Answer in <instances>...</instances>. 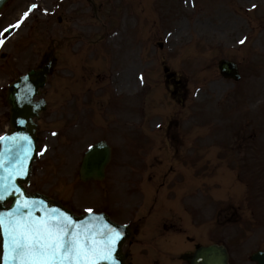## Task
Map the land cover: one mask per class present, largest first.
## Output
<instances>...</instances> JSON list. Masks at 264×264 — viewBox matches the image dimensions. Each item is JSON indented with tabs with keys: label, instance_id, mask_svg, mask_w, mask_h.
<instances>
[{
	"label": "rangeland",
	"instance_id": "obj_1",
	"mask_svg": "<svg viewBox=\"0 0 264 264\" xmlns=\"http://www.w3.org/2000/svg\"><path fill=\"white\" fill-rule=\"evenodd\" d=\"M31 3L11 0L0 13V30L19 18V26L25 23L0 56V135L9 128L7 84L40 67L54 39L73 40L67 50L74 56L66 57L60 45L43 93L49 102L38 129L43 154L30 190L78 213L106 211L133 223L129 264H154L155 249L141 234H163L161 224H178L180 214L182 226L189 227L185 234L194 239L187 244L182 236L174 238L168 246L176 254L197 242L224 239L232 264H254L250 256L264 250V0H40L37 11ZM224 58L240 64L241 81L219 75ZM165 120L172 144L182 148L175 169L182 172L163 187L169 156L159 146ZM100 139L114 149L107 178L82 183L83 154ZM217 153L233 160L225 159L227 166L215 173ZM195 167L193 195L189 176ZM149 192L155 196L148 199ZM150 207L157 211L154 220L144 218ZM215 219L216 235L207 228ZM159 247L160 254L166 251Z\"/></svg>",
	"mask_w": 264,
	"mask_h": 264
},
{
	"label": "water",
	"instance_id": "obj_2",
	"mask_svg": "<svg viewBox=\"0 0 264 264\" xmlns=\"http://www.w3.org/2000/svg\"><path fill=\"white\" fill-rule=\"evenodd\" d=\"M9 0L0 1V10ZM222 73L227 77L238 78L236 66L229 62H221ZM50 65L40 70H33L15 80L8 89L7 103L10 106V131L0 138V177L8 187L0 201V215L4 217L5 229H0V264H13L11 260L10 239L7 232L10 216L17 215L16 210L24 203L28 209L21 207L26 213L24 219L31 217L36 220H50L52 217L65 219L70 217V228L80 234L81 238L90 236L101 245V233L109 229L120 233L119 240L112 252L115 264H126L128 254L123 253V245L130 236L128 227L113 223L104 214H88L77 216L65 209L59 202L36 192L28 193L26 185L30 184L33 164L39 155L36 119L46 109L44 100L36 101L41 95L49 73ZM25 137L27 138L25 140ZM111 149L105 142L93 146L84 157L80 169V178L87 180H102L105 167L110 162ZM11 176V179L8 177ZM17 218H19L17 216ZM67 222V221H66ZM259 264H264V253L254 256ZM228 264V254L224 247L217 245L201 248L195 254L191 264ZM99 264H112L111 261H99Z\"/></svg>",
	"mask_w": 264,
	"mask_h": 264
},
{
	"label": "snow or ice",
	"instance_id": "obj_3",
	"mask_svg": "<svg viewBox=\"0 0 264 264\" xmlns=\"http://www.w3.org/2000/svg\"><path fill=\"white\" fill-rule=\"evenodd\" d=\"M31 7L37 6L33 4ZM23 15L27 17L28 12ZM19 24L20 21L12 27H18ZM4 31L6 32L7 29ZM240 43L244 41L241 40ZM8 178L11 179V176ZM2 181L3 178L0 177V201L5 199L4 192L8 191V187ZM21 207L28 209L30 205L24 203L18 207L17 215L9 217L6 229L10 239V258L13 264H99L100 260L115 264L112 252L119 240V232L109 229L101 233L104 238L101 245L90 236L81 238L79 233L73 232L69 224L70 217L66 220L56 217L50 220H36L31 217L24 219L26 213L21 212ZM0 229H5L2 215H0Z\"/></svg>",
	"mask_w": 264,
	"mask_h": 264
},
{
	"label": "bare ground",
	"instance_id": "obj_4",
	"mask_svg": "<svg viewBox=\"0 0 264 264\" xmlns=\"http://www.w3.org/2000/svg\"><path fill=\"white\" fill-rule=\"evenodd\" d=\"M1 1V0H0ZM198 264H204L203 262H199ZM208 264H213V263H208Z\"/></svg>",
	"mask_w": 264,
	"mask_h": 264
}]
</instances>
